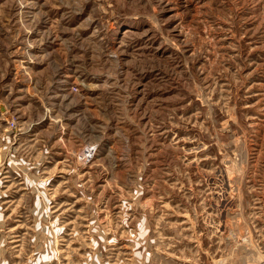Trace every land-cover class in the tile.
<instances>
[{
    "label": "rangeland",
    "instance_id": "1",
    "mask_svg": "<svg viewBox=\"0 0 264 264\" xmlns=\"http://www.w3.org/2000/svg\"><path fill=\"white\" fill-rule=\"evenodd\" d=\"M0 264H264V0H0Z\"/></svg>",
    "mask_w": 264,
    "mask_h": 264
}]
</instances>
